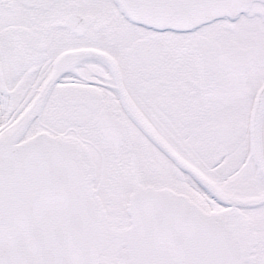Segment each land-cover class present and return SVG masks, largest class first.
Returning <instances> with one entry per match:
<instances>
[{
  "label": "snow or ice",
  "instance_id": "1",
  "mask_svg": "<svg viewBox=\"0 0 264 264\" xmlns=\"http://www.w3.org/2000/svg\"><path fill=\"white\" fill-rule=\"evenodd\" d=\"M0 264H264V0H0Z\"/></svg>",
  "mask_w": 264,
  "mask_h": 264
}]
</instances>
